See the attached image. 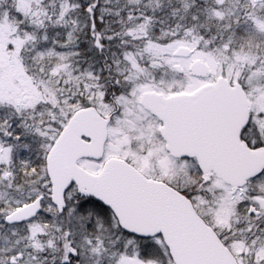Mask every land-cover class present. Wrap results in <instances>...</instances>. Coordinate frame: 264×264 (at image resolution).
<instances>
[{
	"label": "snow or ice",
	"instance_id": "1",
	"mask_svg": "<svg viewBox=\"0 0 264 264\" xmlns=\"http://www.w3.org/2000/svg\"><path fill=\"white\" fill-rule=\"evenodd\" d=\"M0 264H264V0H0Z\"/></svg>",
	"mask_w": 264,
	"mask_h": 264
}]
</instances>
